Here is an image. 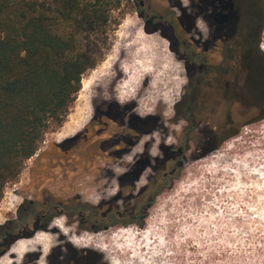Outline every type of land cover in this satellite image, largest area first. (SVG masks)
Wrapping results in <instances>:
<instances>
[{"label":"rangeland","instance_id":"rangeland-1","mask_svg":"<svg viewBox=\"0 0 264 264\" xmlns=\"http://www.w3.org/2000/svg\"><path fill=\"white\" fill-rule=\"evenodd\" d=\"M234 1L246 20L255 0ZM155 2L175 14L190 8L189 0ZM138 10L136 2L125 0L121 11L113 14L102 59L82 75L65 121L45 134L37 153L74 151L92 116L108 110L120 117L117 126L121 129L131 115L145 117L161 111L165 136H145L132 152L139 153L151 142L150 151L156 155L162 140L165 146L176 144L184 123L174 122L172 115L186 84L184 66L166 40L144 30ZM260 11L264 18V1ZM260 42L264 52V27ZM232 116L240 123L239 130L206 155L192 157L199 144L189 145L178 178L159 194L142 225H116L96 233L84 229L76 234L75 226L71 228L58 216L47 231L15 243L0 264H19L29 253L40 255L36 264H46L51 249L63 244L93 252L100 264H264V115L244 123L238 113ZM63 143V148L54 147ZM34 158L24 163L15 182L6 185L0 200V224L13 219L22 198L29 196L21 188L29 184ZM129 161V156L123 159ZM92 168L88 174L69 175L66 181L52 174L47 190L67 200L105 207L118 189L117 175L111 174L115 167L106 161Z\"/></svg>","mask_w":264,"mask_h":264},{"label":"flooded vegetation","instance_id":"flooded-vegetation-1","mask_svg":"<svg viewBox=\"0 0 264 264\" xmlns=\"http://www.w3.org/2000/svg\"><path fill=\"white\" fill-rule=\"evenodd\" d=\"M130 1L139 8L144 30L166 40L184 66L186 84L172 115L174 122L184 123L176 144L165 146L162 140L156 155L150 151L151 142L139 153L132 152L145 136H165L160 110L145 117L131 115L123 129L117 126L120 117L111 110L95 114L80 132L74 151L33 156L29 184L21 188L30 194L22 198L14 218L0 224V259L18 241L47 231L58 216L64 217L71 228L75 226L76 234L84 229L96 233L116 225H142L159 194L178 178L193 141L199 148L192 157L206 155L239 130L234 112L242 123L264 115V52L260 42L264 0H255L246 20L234 0H189V11L179 10L178 14L157 5L156 0ZM127 156L130 161L123 162ZM106 161L119 169L111 171L117 175L118 189L105 207L67 200L47 190L52 174L66 181L69 175L88 174L93 166ZM144 176V184L138 186ZM64 241L61 239V243ZM39 259V254L29 253L19 264H36ZM46 264H100V258L91 251H77L63 244L51 249Z\"/></svg>","mask_w":264,"mask_h":264},{"label":"trees","instance_id":"trees-1","mask_svg":"<svg viewBox=\"0 0 264 264\" xmlns=\"http://www.w3.org/2000/svg\"><path fill=\"white\" fill-rule=\"evenodd\" d=\"M125 0H0V200L65 121Z\"/></svg>","mask_w":264,"mask_h":264},{"label":"water","instance_id":"water-1","mask_svg":"<svg viewBox=\"0 0 264 264\" xmlns=\"http://www.w3.org/2000/svg\"><path fill=\"white\" fill-rule=\"evenodd\" d=\"M183 163H185V161H183Z\"/></svg>","mask_w":264,"mask_h":264}]
</instances>
